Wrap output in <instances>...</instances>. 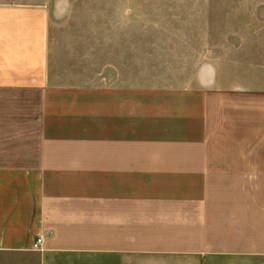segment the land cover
<instances>
[{
  "label": "crops",
  "instance_id": "crops-1",
  "mask_svg": "<svg viewBox=\"0 0 264 264\" xmlns=\"http://www.w3.org/2000/svg\"><path fill=\"white\" fill-rule=\"evenodd\" d=\"M108 1H0V264H264L259 48L53 14Z\"/></svg>",
  "mask_w": 264,
  "mask_h": 264
},
{
  "label": "rangeland",
  "instance_id": "rangeland-1",
  "mask_svg": "<svg viewBox=\"0 0 264 264\" xmlns=\"http://www.w3.org/2000/svg\"><path fill=\"white\" fill-rule=\"evenodd\" d=\"M125 1L132 7L126 12L53 14L55 18L68 14L95 15L102 28L110 27L118 33L117 39L126 33L129 39L154 42L134 43V47L148 50L158 48L157 42H164L161 45L166 51L175 46L180 51L182 46L184 52H189L187 43L178 44L173 39H246V49L259 48L260 61L264 63V0H109L106 3ZM254 39H260L259 44H254Z\"/></svg>",
  "mask_w": 264,
  "mask_h": 264
},
{
  "label": "built area",
  "instance_id": "built-area-1",
  "mask_svg": "<svg viewBox=\"0 0 264 264\" xmlns=\"http://www.w3.org/2000/svg\"><path fill=\"white\" fill-rule=\"evenodd\" d=\"M41 241H42L41 238H37V239H36V242L34 243V247H35V248H38L39 245H40V243H41Z\"/></svg>",
  "mask_w": 264,
  "mask_h": 264
}]
</instances>
